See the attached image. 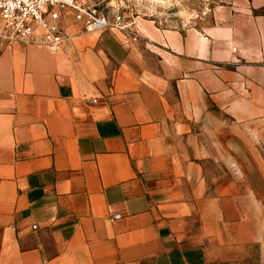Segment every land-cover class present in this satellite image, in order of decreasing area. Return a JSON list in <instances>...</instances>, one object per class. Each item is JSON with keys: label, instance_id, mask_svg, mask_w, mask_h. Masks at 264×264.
Returning a JSON list of instances; mask_svg holds the SVG:
<instances>
[{"label": "crops", "instance_id": "crops-1", "mask_svg": "<svg viewBox=\"0 0 264 264\" xmlns=\"http://www.w3.org/2000/svg\"><path fill=\"white\" fill-rule=\"evenodd\" d=\"M263 10L57 52L0 22V264H264Z\"/></svg>", "mask_w": 264, "mask_h": 264}, {"label": "built area", "instance_id": "built-area-1", "mask_svg": "<svg viewBox=\"0 0 264 264\" xmlns=\"http://www.w3.org/2000/svg\"><path fill=\"white\" fill-rule=\"evenodd\" d=\"M103 1L0 0L1 36L57 52L69 38L65 23L72 18L84 31L117 29L125 42L136 40L137 34L130 35L131 22Z\"/></svg>", "mask_w": 264, "mask_h": 264}, {"label": "rangeland", "instance_id": "rangeland-1", "mask_svg": "<svg viewBox=\"0 0 264 264\" xmlns=\"http://www.w3.org/2000/svg\"><path fill=\"white\" fill-rule=\"evenodd\" d=\"M222 1L226 0H104L103 4L120 10L137 40L144 35V24L160 31L175 29L182 22L198 28L209 21L212 6Z\"/></svg>", "mask_w": 264, "mask_h": 264}]
</instances>
